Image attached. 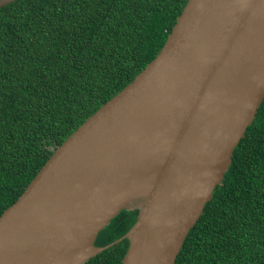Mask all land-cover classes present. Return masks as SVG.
I'll return each mask as SVG.
<instances>
[{
    "label": "water",
    "instance_id": "1",
    "mask_svg": "<svg viewBox=\"0 0 264 264\" xmlns=\"http://www.w3.org/2000/svg\"><path fill=\"white\" fill-rule=\"evenodd\" d=\"M17 0H0V8ZM264 101V0H188L158 55L0 216V264H176ZM123 210L121 238L95 244Z\"/></svg>",
    "mask_w": 264,
    "mask_h": 264
},
{
    "label": "trees",
    "instance_id": "2",
    "mask_svg": "<svg viewBox=\"0 0 264 264\" xmlns=\"http://www.w3.org/2000/svg\"><path fill=\"white\" fill-rule=\"evenodd\" d=\"M188 0H17L0 8V216L165 45ZM123 210L95 244L135 224ZM127 239L85 264H122ZM176 264H264V101Z\"/></svg>",
    "mask_w": 264,
    "mask_h": 264
}]
</instances>
